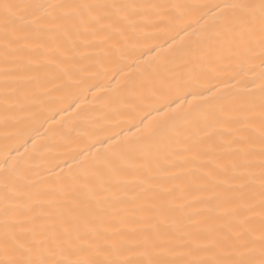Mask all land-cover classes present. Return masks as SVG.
Segmentation results:
<instances>
[{"label":"snow or ice","instance_id":"obj_1","mask_svg":"<svg viewBox=\"0 0 264 264\" xmlns=\"http://www.w3.org/2000/svg\"><path fill=\"white\" fill-rule=\"evenodd\" d=\"M137 64L127 134L37 146ZM0 123V264H264V0H0Z\"/></svg>","mask_w":264,"mask_h":264},{"label":"bare ground","instance_id":"obj_2","mask_svg":"<svg viewBox=\"0 0 264 264\" xmlns=\"http://www.w3.org/2000/svg\"><path fill=\"white\" fill-rule=\"evenodd\" d=\"M182 2L192 4H215L223 3L224 0H182ZM200 19V13H194L188 17L186 23L191 24L194 28L197 27V21ZM150 47V45L148 46ZM148 47L142 49L148 52ZM166 53H161V56ZM156 53H148L144 60L151 62L152 57ZM131 64V61H129ZM144 64L133 65L128 67L119 76L113 80L111 74L99 81V87L93 88L91 92L84 91L79 95V106L73 108L69 112H61L56 116L55 120L51 119L56 108H68V104L72 103V98H65L58 101L53 108V111L46 112V123L42 122V126L37 125L38 132L33 135L36 138L37 146L57 142L61 139V134H68L70 139L64 144L63 155L64 159L70 157L81 148L88 144L96 142L98 139H104L106 136L112 134L113 131H120L121 129L127 134L130 127V118L127 115L129 99L135 98L137 93L132 92L134 85L139 83V77ZM93 82H96L94 77ZM49 90H53L54 86L49 85ZM143 92V90H141ZM45 94V93H38ZM45 95V103H47ZM157 107L159 105H156ZM142 111L137 113L138 117H144L147 112L152 111V106L149 104L141 105ZM19 118H24L23 113H17ZM135 122H138L135 121ZM156 122V113L152 112V116L148 118L146 123ZM10 129H5L0 123V152L5 148L6 143L10 146H15L11 137L6 133ZM47 155V151L45 152ZM63 163V160L57 161Z\"/></svg>","mask_w":264,"mask_h":264}]
</instances>
